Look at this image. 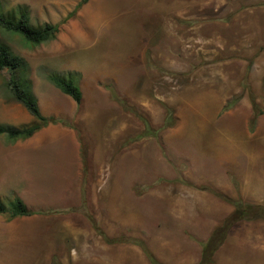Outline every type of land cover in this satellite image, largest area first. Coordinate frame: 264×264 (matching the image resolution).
Returning <instances> with one entry per match:
<instances>
[{
	"label": "rangeland",
	"instance_id": "obj_1",
	"mask_svg": "<svg viewBox=\"0 0 264 264\" xmlns=\"http://www.w3.org/2000/svg\"><path fill=\"white\" fill-rule=\"evenodd\" d=\"M80 1L0 0L61 24L39 44L0 30L58 119L0 136V201L34 208L0 214V264H264V0ZM54 71L79 74L80 104ZM10 78L0 124L22 127Z\"/></svg>",
	"mask_w": 264,
	"mask_h": 264
},
{
	"label": "trees",
	"instance_id": "obj_2",
	"mask_svg": "<svg viewBox=\"0 0 264 264\" xmlns=\"http://www.w3.org/2000/svg\"><path fill=\"white\" fill-rule=\"evenodd\" d=\"M87 1L88 0H81L76 9H79ZM73 13L74 12L70 13L63 22H66ZM60 27V23H45L38 26L34 25L31 21L29 9L26 5H20L14 10L11 9L6 13V10H4L0 4V30L19 33L32 43L39 44L53 40L59 33ZM5 68H8L11 72V78L8 85L13 97L27 108L30 114L34 117V120L28 125L22 127L0 124V136H8V141L13 143L20 139L31 137L40 129L51 123H57V118L53 116L47 117L41 113L38 98L34 93L31 79L29 78L28 62L16 54L9 44L0 42V70ZM78 75L77 72L64 74L59 71H54L49 74L48 79L64 94L70 96L75 102L80 104L83 99V92L79 83ZM9 205L10 206L8 207L0 201V214H8L10 219L33 214V211H31L25 202L19 197L11 201ZM258 209H262V207ZM259 217L264 218V216ZM219 243L221 242H218L216 247ZM208 253L212 254V252ZM208 261H212L211 255L208 256Z\"/></svg>",
	"mask_w": 264,
	"mask_h": 264
},
{
	"label": "crops",
	"instance_id": "obj_3",
	"mask_svg": "<svg viewBox=\"0 0 264 264\" xmlns=\"http://www.w3.org/2000/svg\"><path fill=\"white\" fill-rule=\"evenodd\" d=\"M7 159L9 161V158H7ZM6 187L9 188V181H6ZM32 190L36 191V188L31 187V186L28 187V191L29 192H31ZM34 201H35L34 199L33 200L32 199H30V200L28 199V204L31 205L30 202L34 203ZM32 209H34L33 206H32ZM32 209H30V210H32ZM30 216H32V215L25 216V217H30ZM252 228L254 230V233L252 235H250L249 238L252 239V242L254 244V247L253 248H257V249H260V250L264 251V224H262L261 226L253 225ZM257 231H260L261 235H257V233H256ZM51 235H53V234H51ZM51 243L54 244V239H52V238H50V244ZM47 249L48 250H51V246L49 248H47ZM252 264H257V262L254 261Z\"/></svg>",
	"mask_w": 264,
	"mask_h": 264
},
{
	"label": "bare ground",
	"instance_id": "obj_4",
	"mask_svg": "<svg viewBox=\"0 0 264 264\" xmlns=\"http://www.w3.org/2000/svg\"><path fill=\"white\" fill-rule=\"evenodd\" d=\"M200 102V101H199ZM208 104V103H207ZM212 106V105H211ZM195 109V108H194ZM198 114V113H197ZM192 120L195 122V118L194 117H192ZM200 121V120H199ZM198 121V122H199ZM189 126H190V124L187 126V127H185V129H188L189 128ZM196 129H194V131H195ZM202 130V127L200 128V131ZM184 131V130H183ZM200 131H199V133H200ZM203 132V131H202ZM208 132V131H207ZM177 133H174V137L176 136L177 137V135H176ZM178 134H179V131H178ZM201 136L203 137V138H206V136L205 135H203V134H201ZM214 138V137H213ZM245 141V140H244ZM232 146V145H231Z\"/></svg>",
	"mask_w": 264,
	"mask_h": 264
}]
</instances>
